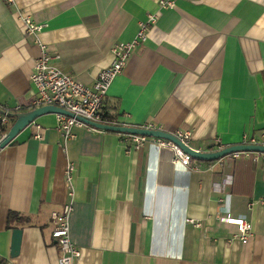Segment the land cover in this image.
Masks as SVG:
<instances>
[{"label": "crops", "instance_id": "obj_1", "mask_svg": "<svg viewBox=\"0 0 264 264\" xmlns=\"http://www.w3.org/2000/svg\"><path fill=\"white\" fill-rule=\"evenodd\" d=\"M175 2L0 0V107L11 114L33 109L38 41L58 56L56 65L91 86L111 63L112 46L133 40L148 13H157L148 39L108 90L110 112L122 125L191 130L189 145L202 151L261 136L264 0ZM18 10L42 29L25 33ZM58 125L56 113L42 114L0 150L5 263L60 264L51 214L71 201V162L70 234L81 250L75 264H264V153L185 165L170 148L135 149L118 132L84 127L65 139ZM239 217L253 226L247 243L228 221ZM17 228L21 247L12 256Z\"/></svg>", "mask_w": 264, "mask_h": 264}, {"label": "built area", "instance_id": "obj_2", "mask_svg": "<svg viewBox=\"0 0 264 264\" xmlns=\"http://www.w3.org/2000/svg\"><path fill=\"white\" fill-rule=\"evenodd\" d=\"M12 2L13 0H7ZM175 0H159L161 8H173ZM18 19L22 22L25 33L37 34L42 25L35 22L33 18L25 12L18 10L16 13ZM159 15L157 13H148L147 18L140 23L139 30L135 38L131 41L116 42L112 48V61L102 69L95 79L93 85L89 86L79 79L75 78L71 73L64 71L53 60L54 57L49 53L47 46L38 41L41 48V54L36 59L34 70L31 74V82L36 88V94L32 100L31 108H38L46 105H55L61 107L71 113L73 116L57 113L59 125L58 129L65 139L74 136L73 128L84 127L93 131H103L87 122L88 119L93 122H99L109 125H121L116 120H111L104 117L103 107L105 106L108 90L115 80V78L122 73L129 58L137 46L143 44L148 39V30L150 25L157 23ZM11 112L3 107H0V129L7 127L10 123ZM147 128H155L154 126H144ZM6 132L0 130V141ZM123 135L124 140L127 141L131 147L135 149L141 148L147 143H152L158 148H170L174 152V160L188 165L192 157L186 153L182 148L172 140L132 134L120 133ZM181 141L189 145L192 132L191 130H177L173 133ZM37 138H41V134H37ZM243 144H261L264 145V132L261 136L256 134L244 135ZM216 145H219L217 140ZM190 146V145H189ZM220 146L218 148L222 149ZM241 152H236L234 155L238 156ZM257 156L263 154L262 152H255ZM74 171L75 165L68 163L65 169L66 182L69 186V196L71 201L65 203L62 210L53 211L52 218V236L58 243L61 250L60 264H75L77 259L81 256V250L71 240L69 216L72 211V199L75 195L74 190ZM264 204V197L259 200ZM197 226L200 223L194 220H189ZM230 223L237 224L239 237L243 243H247L252 236L253 226L252 223L246 218H228ZM0 264H7L0 258Z\"/></svg>", "mask_w": 264, "mask_h": 264}, {"label": "water", "instance_id": "obj_3", "mask_svg": "<svg viewBox=\"0 0 264 264\" xmlns=\"http://www.w3.org/2000/svg\"><path fill=\"white\" fill-rule=\"evenodd\" d=\"M46 113H62L66 115L73 116V113L55 106V105H46L41 106L38 108H33L31 110H28L26 112H19L15 114H11L12 116H15V121L9 128V130L6 132L4 137L0 141V150H2L4 147H6L14 138L15 136L22 131L24 128H26L28 125H30L38 116ZM85 122L102 129L104 131H111V132H118V133H132V134H140V135H148V136H156V137H162L169 140H172L176 144H178L182 150H184L186 153H188L192 158L198 159V160H218L220 158H223L225 156H228L230 154L236 153V152H262L264 153V145L261 144H234L226 146L219 150L214 151H202L197 150L183 141H181L179 138H177L173 133L167 132L165 130H161L158 128H147L144 126H134V125H109V124H103L99 122H93L88 119H84ZM22 234L23 230L20 228L14 229L13 231V244H12V256H16L19 254L20 247H21V240H22Z\"/></svg>", "mask_w": 264, "mask_h": 264}, {"label": "trees", "instance_id": "obj_4", "mask_svg": "<svg viewBox=\"0 0 264 264\" xmlns=\"http://www.w3.org/2000/svg\"><path fill=\"white\" fill-rule=\"evenodd\" d=\"M26 111H28V110H23V111H21V112H26ZM19 113V112H18ZM103 115H104V117H106V118H109V119H111V120H116L117 119V121H118V117H117V115L115 114V113H111L110 112V109H109V107H107L106 106V103H105V106L103 107ZM12 116V115H11ZM12 118V117H11ZM15 119L16 118H14V121H15ZM118 123L119 124H121L119 121H118ZM12 125V124H11ZM9 126H7V127H3V128H1L0 130H1V132H7L8 130H9ZM192 159H195V158H192ZM199 161H204V162H212V161H209V160H199ZM13 215H15V214H12V216Z\"/></svg>", "mask_w": 264, "mask_h": 264}]
</instances>
